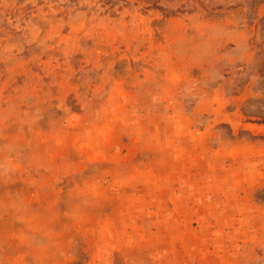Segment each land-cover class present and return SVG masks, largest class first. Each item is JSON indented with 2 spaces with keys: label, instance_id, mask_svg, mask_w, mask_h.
<instances>
[{
  "label": "rangeland",
  "instance_id": "1",
  "mask_svg": "<svg viewBox=\"0 0 264 264\" xmlns=\"http://www.w3.org/2000/svg\"><path fill=\"white\" fill-rule=\"evenodd\" d=\"M264 0H0V264H264Z\"/></svg>",
  "mask_w": 264,
  "mask_h": 264
},
{
  "label": "trees",
  "instance_id": "2",
  "mask_svg": "<svg viewBox=\"0 0 264 264\" xmlns=\"http://www.w3.org/2000/svg\"><path fill=\"white\" fill-rule=\"evenodd\" d=\"M261 200H264V190L261 192L260 197Z\"/></svg>",
  "mask_w": 264,
  "mask_h": 264
}]
</instances>
